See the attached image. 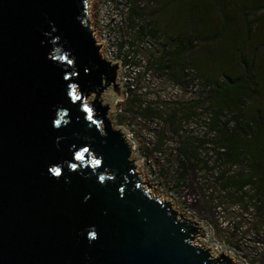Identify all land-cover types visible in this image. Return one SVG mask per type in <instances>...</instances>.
I'll return each mask as SVG.
<instances>
[{"label": "water", "instance_id": "obj_1", "mask_svg": "<svg viewBox=\"0 0 264 264\" xmlns=\"http://www.w3.org/2000/svg\"><path fill=\"white\" fill-rule=\"evenodd\" d=\"M92 1L0 0V264H233L135 173Z\"/></svg>", "mask_w": 264, "mask_h": 264}, {"label": "rangeland", "instance_id": "obj_2", "mask_svg": "<svg viewBox=\"0 0 264 264\" xmlns=\"http://www.w3.org/2000/svg\"><path fill=\"white\" fill-rule=\"evenodd\" d=\"M102 1L93 0L88 11L90 19L93 20L90 25L97 36L101 27L98 16L101 15ZM128 3L133 11L132 18H137L140 26L152 24L154 28L166 31L167 35L172 36L175 41L178 40V43L186 40L192 51L186 57L185 52L175 49L169 57L171 60L160 64L164 58H154L152 53L145 49L146 39L151 38L139 35L129 24L127 16L123 35L128 49L122 57H126L127 63L130 62L139 68L143 66L140 58L145 61L142 69L149 71V78L147 82L138 78L136 88L144 89L146 93L138 96L135 94L139 99L137 102L143 103L146 99L153 101L146 109L137 108L133 103L122 105L130 117H115L112 112H108L107 119L111 127L117 128L118 124H121V130L131 134V138L128 137L129 142L135 147L131 150L130 160H140L135 173L140 174L142 183L150 184L151 189L148 191L162 201L163 198L170 199L179 216L190 219V222L197 226L203 225L207 230L205 240H192L194 246H204L206 249L212 246L216 254H219L221 249L223 255L228 251L233 264H261L262 256L252 258L258 248L257 244L262 242L264 245V213L255 209L239 211L237 205L228 206L230 203L212 209L209 208L208 198H205L207 192L211 194L214 190L213 196L220 192V186L215 189L219 184L213 185V172L233 165L246 170L247 164L245 161H228L225 155L218 156L217 151L220 150L215 144L206 142L207 135L199 136L198 133L195 136L191 129L183 131L180 135L178 132L181 126L188 122L198 126V109L210 113L213 117V140L223 136L222 128L218 126L221 124L219 118L220 122L228 121L233 126L237 121L246 124L252 122L258 113L264 114V0H222L219 5L222 8L220 14L215 9L212 12L208 10L211 0H203L198 6L200 12H196L198 17L201 14L204 16L200 17L205 24V27L202 25L201 28L191 27L184 14L179 16L178 10L172 7L177 0H128ZM246 26L247 35L244 33ZM118 37L119 33H116V41L119 40ZM239 50L245 61H250L251 58L254 60L251 75L255 77L256 88L249 99L250 105L244 109L233 106L234 104L214 106L210 98V83L222 74L232 78L240 75L236 56ZM185 59L189 66L182 69ZM167 63L168 67L164 69L161 65ZM123 64L122 60L121 75L130 77V72L124 69ZM186 71L196 73L197 92L188 88ZM172 84L176 86V93L174 99L168 101ZM131 113L140 118L159 120V127L153 131L152 138V131ZM176 136L181 138L179 146H176ZM186 150H193L192 155L187 156L184 152ZM226 150L230 158L235 156L234 148ZM182 163L186 168L182 169ZM234 226L239 228V234ZM240 234L244 235V238L238 247L236 239L242 237ZM236 246L238 249H234Z\"/></svg>", "mask_w": 264, "mask_h": 264}, {"label": "trees", "instance_id": "obj_3", "mask_svg": "<svg viewBox=\"0 0 264 264\" xmlns=\"http://www.w3.org/2000/svg\"><path fill=\"white\" fill-rule=\"evenodd\" d=\"M221 1L222 0H211L209 6L207 4L209 7L208 10L212 12L213 9H215V11L220 14L222 11L221 6H219ZM202 2L203 0H177V3L172 7L178 10L179 16H183V14L185 15L191 27L201 28L202 25L205 27L204 21L201 19L204 16L201 14V16L198 17L196 12H200V8L198 6L201 5ZM130 7L127 15L129 24L134 27L139 35L150 37L158 44L157 51L160 49L161 52L159 58H164V60L160 61V64H165L167 60H171L169 57L175 51V49L185 52L186 57L189 56V53L192 51V47L188 41L185 40L178 43V40L175 41L172 36L167 35L166 31L154 28L152 24L140 26L138 22L135 23V21H138L137 18H132L133 11ZM173 16L175 18L174 14ZM208 18H210V16ZM220 20L222 21L221 18ZM247 26L245 27L244 31V33L246 32L245 35L248 33ZM241 53L242 52L239 50L236 54L237 65L241 71L240 75L238 76L239 78L227 77L226 75L222 74L216 80H214V82L210 83L212 89L210 92V98H212L213 105L234 104L233 106L243 109L248 106L250 102L249 99L252 98L254 89L256 88L255 77L251 75V69L254 65V60L251 58L250 61H245L242 58ZM161 66L165 67L164 69H166L168 67V63ZM187 66H189V64L187 59H185L184 62H182V69ZM191 66L195 71H197L195 66L192 64ZM194 78L196 79L195 75ZM244 96L248 98H244ZM137 101H139V99L135 94H133L125 103V105H130V103L137 104ZM198 110L199 112H196V115L199 118L198 123H200V117L205 116L208 118V122L205 124L207 133H204V135L209 133L213 135L211 138L207 136L208 139L206 142L216 145V147L220 150L217 151V155H225L226 160L233 163L245 161L248 167L246 170L239 168L235 174H226L223 171L215 176L214 180L220 181L218 187H215V189H218L220 186V192L215 193L214 196L212 194L214 190L211 192V194H208L207 192V196H205V198H208L207 201L209 203V208L215 209L216 206L219 208L230 203L228 206L237 205L240 209L239 211L255 209L258 212L260 211L264 213V114L258 113L255 115L252 122L246 124H240L239 121H237L233 126L231 123H228V121L223 123L220 122L219 118V123L221 124H218V126L222 128L221 134L223 136H221L220 139L218 138L213 140L215 137V132L212 130L214 121L213 117L210 113L205 111L202 112L200 109ZM180 144L181 141L179 142V145ZM226 148H234L236 152L235 156L230 158V156L227 154ZM184 152L187 156H190V154L192 155L193 150H186ZM181 166L182 169H184L185 166L183 163ZM215 184L216 183L213 185L215 186ZM206 204L207 202L205 201L204 205ZM234 227L239 234V228L237 226ZM240 235L242 237L236 239V244L238 247H240L239 242L243 240L242 238H244V235ZM237 246L234 249H238ZM262 260L263 261L261 264H264V253L262 255Z\"/></svg>", "mask_w": 264, "mask_h": 264}, {"label": "built area", "instance_id": "obj_4", "mask_svg": "<svg viewBox=\"0 0 264 264\" xmlns=\"http://www.w3.org/2000/svg\"><path fill=\"white\" fill-rule=\"evenodd\" d=\"M129 7L130 6L128 3V0H103L101 3V15L98 16L99 22L101 23L98 36L96 35V32L93 31L99 41H106L104 45V49L106 51V56L108 60L119 62L118 64L119 69H118V74L116 77V82L121 83L122 99L115 101L113 104L114 110L112 112V115L115 117H119L123 115L130 117L129 112L123 110L122 105H124L128 101V99L131 97V95L135 93L137 94V96L144 95L146 91L144 89L138 90L136 88V82L138 78H141V81H145V82H147L149 78V71L147 70L146 72L144 69H142L145 66V61H143L142 58H140V60L143 66L139 68V67H135L130 62L127 63L125 60L126 57L125 58H123L124 56L122 57L123 53H125L126 50L128 49L127 42L123 35V32L125 29V23H126V18L129 12ZM135 22L137 23V21ZM116 33H119L118 41H116ZM144 45H145V49L149 50L152 53L154 58H159L161 52H160V49L157 51L158 44L154 42V40L147 38ZM122 60L124 61V64H123L124 69L130 72L129 73L130 77L121 75V73L123 72L120 67ZM187 73H188V76H187L186 84L188 85V88L192 92H195L196 91L195 89L197 88V85H196L197 80L194 78L195 74L193 73L191 74L189 73V71ZM170 89H172V91L170 93V98L167 99L168 101H171L174 99L175 97L174 95L176 93L175 91L176 86L172 84L170 86ZM152 101L153 100L151 99H146L144 100L143 103H141L140 101L137 104H134V106H136L137 108L146 109V106H148ZM131 115L137 117L136 114L131 113ZM137 119L138 121H140V123L142 122L143 125L147 126L152 131L150 132L151 134L150 136L152 138L153 131L159 127V124H158L159 120L156 118L145 119V118H140V117H137ZM207 122H208V118H206L205 116L200 117V123H198V126L188 122V124L181 126V130L178 132V135H180L185 130L189 131L188 129H191V132L195 136H197L198 133H199V136L204 135V133H207L206 126H205ZM118 125L119 126L117 128L121 129L122 125L121 124H118ZM207 136L211 138L213 135L209 133L207 134ZM128 137L131 138V134L126 133V139L128 140V143H130L132 147L134 148L135 146L131 142H129ZM175 139L177 141L176 146H178L179 140L181 138L176 136ZM146 147H148V145ZM236 166L235 165L225 166L223 170L219 172H213V176L215 178L217 174L223 171L226 174H235L239 170V168ZM213 182L216 184L220 183V181L218 180H213ZM151 195L153 197L159 198L158 196H155L153 194ZM257 246L258 248L255 250V253L252 259L258 258L262 256L264 253L263 251L264 245L262 244V242L258 243Z\"/></svg>", "mask_w": 264, "mask_h": 264}, {"label": "bare ground", "instance_id": "obj_5", "mask_svg": "<svg viewBox=\"0 0 264 264\" xmlns=\"http://www.w3.org/2000/svg\"><path fill=\"white\" fill-rule=\"evenodd\" d=\"M133 148V147H132ZM132 148H131V150H132Z\"/></svg>", "mask_w": 264, "mask_h": 264}, {"label": "snow or ice", "instance_id": "obj_6", "mask_svg": "<svg viewBox=\"0 0 264 264\" xmlns=\"http://www.w3.org/2000/svg\"><path fill=\"white\" fill-rule=\"evenodd\" d=\"M57 174H58V172H57Z\"/></svg>", "mask_w": 264, "mask_h": 264}]
</instances>
